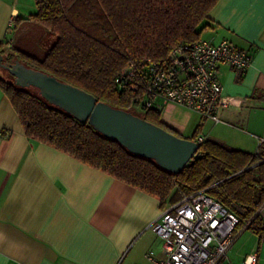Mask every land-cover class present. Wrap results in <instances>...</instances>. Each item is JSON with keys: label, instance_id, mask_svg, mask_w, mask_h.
I'll use <instances>...</instances> for the list:
<instances>
[{"label": "trees", "instance_id": "obj_1", "mask_svg": "<svg viewBox=\"0 0 264 264\" xmlns=\"http://www.w3.org/2000/svg\"><path fill=\"white\" fill-rule=\"evenodd\" d=\"M219 0H34L29 19L42 25V54L16 47L3 61L19 60L28 67L92 94L112 107L132 111L147 121L180 135L161 120L160 109L137 113L132 105L139 89H119L116 78L129 64L166 58L180 44L196 41L210 27L209 13ZM0 88L11 102L29 140L47 144L105 172L160 201L171 204L199 190L217 200L239 220L237 231L257 237L264 253V144L256 153L204 138L192 162L174 174L154 160L137 157L116 140L96 131L47 102L34 87L21 88L1 68ZM197 127L189 138L197 140Z\"/></svg>", "mask_w": 264, "mask_h": 264}, {"label": "crops", "instance_id": "obj_2", "mask_svg": "<svg viewBox=\"0 0 264 264\" xmlns=\"http://www.w3.org/2000/svg\"><path fill=\"white\" fill-rule=\"evenodd\" d=\"M35 12L34 0H0V41L14 43L12 27L32 26ZM209 19L213 26L202 38L232 41L252 56L244 71L218 67L223 94L238 103L223 108L219 122L168 103L160 108L161 120L174 130L191 125V134L199 127L197 139L256 153L264 144V0H219ZM176 107L187 118L173 117ZM173 203L161 206L157 198L29 140L0 88V264H151L145 254L158 253L162 244L152 224Z\"/></svg>", "mask_w": 264, "mask_h": 264}, {"label": "built area", "instance_id": "obj_3", "mask_svg": "<svg viewBox=\"0 0 264 264\" xmlns=\"http://www.w3.org/2000/svg\"><path fill=\"white\" fill-rule=\"evenodd\" d=\"M251 54L229 40L213 43L202 37L174 47L166 58L136 66L129 64L116 78L119 89H139L132 108L137 113L160 109L173 103L203 119L219 122L223 108L237 104L223 94L218 77L220 64L244 71ZM204 138L196 141L201 143ZM239 220L205 190L182 195L165 208L152 229L161 239L158 253L145 254L151 264H231L227 252L240 234ZM257 251L246 255L242 264H258Z\"/></svg>", "mask_w": 264, "mask_h": 264}, {"label": "water", "instance_id": "obj_4", "mask_svg": "<svg viewBox=\"0 0 264 264\" xmlns=\"http://www.w3.org/2000/svg\"><path fill=\"white\" fill-rule=\"evenodd\" d=\"M3 59L0 54V67L9 71L17 86L36 88L47 102L79 121L87 120L103 136L116 140L134 156L154 160L166 171L181 172L199 149L196 140L171 133L132 111L98 101L85 90L17 59L11 63Z\"/></svg>", "mask_w": 264, "mask_h": 264}, {"label": "rangeland", "instance_id": "obj_5", "mask_svg": "<svg viewBox=\"0 0 264 264\" xmlns=\"http://www.w3.org/2000/svg\"><path fill=\"white\" fill-rule=\"evenodd\" d=\"M34 22V21H33ZM18 34L16 36V40L11 45H7L5 47V51L9 52L11 47H16L25 51L29 52H38V55L42 54V50H40L41 43H43V38H45L46 30L42 25L37 24L36 22L33 23L32 26H19V28L12 27ZM0 74L6 77V73L0 71ZM162 107V106H161ZM173 117L179 118H187L183 117L185 114L180 111L179 107H176L173 110ZM192 121H195V124L200 122L197 115H192ZM175 129V128H174ZM186 129V130H185ZM183 128L181 130H175L180 135L184 137H188L191 132V125L189 127ZM193 134V133H192ZM191 134V135H192ZM257 251V237L249 231L241 232L238 237L236 238L234 244L227 252L226 261L231 264H242L244 258L247 254ZM261 261L259 264H264V253L260 252ZM129 259H126L125 262H128Z\"/></svg>", "mask_w": 264, "mask_h": 264}]
</instances>
